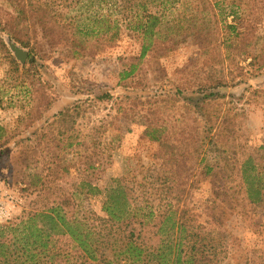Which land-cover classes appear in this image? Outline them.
Here are the masks:
<instances>
[{"label":"trees","instance_id":"16d2710c","mask_svg":"<svg viewBox=\"0 0 264 264\" xmlns=\"http://www.w3.org/2000/svg\"><path fill=\"white\" fill-rule=\"evenodd\" d=\"M259 3L260 0H0V61L8 67L9 90L25 99L35 96L42 85L36 68L47 54L63 52L70 58L95 55L114 45L124 33L139 43V52L120 71V80L134 76L138 64L156 48L168 53L183 42L195 46L199 52L196 59L208 55L223 63L243 54L242 43L254 34L248 27L249 15L259 13ZM220 30L221 44L217 39ZM12 43L29 49L28 65H20L13 57L8 46ZM261 43L258 58L253 55L250 60L257 61V67L264 70V35ZM223 71L214 70L212 79L198 87L199 95L180 90L187 115L184 122L189 119L190 123L173 129L158 120L146 123L143 138L155 142L157 150L146 164L137 158L126 175L111 177L103 187L92 179L104 169L102 158L110 157L112 142L119 138L114 120L109 123L115 115L92 127L91 137L106 131L111 138L90 141L91 151L85 143L87 136L80 139L79 130L66 124L75 120L71 108L46 121L48 130L38 136H48V145L41 150L45 166L40 168L47 173L35 172L40 159L32 153L37 143L29 135L21 139L16 172L24 180L31 175L29 184L37 192L34 202L40 206L0 224V264L223 262L227 258L223 240L226 233L218 212L224 207L242 216L246 207L264 211V141L256 155L248 154L243 133L234 125L237 118L241 123L243 114L234 111V106L223 109L222 115L216 113L219 105H227L219 91V87L227 85L223 77H218ZM1 92L0 89V103ZM252 95L262 98L264 117V90L256 89ZM111 97L107 92L96 96L100 100ZM31 118L32 110H27L16 118V124ZM100 143L106 146L97 150L96 144ZM74 166L85 175L69 189L61 180ZM206 181L211 187L209 201L200 205L198 212L188 203L189 192L196 182ZM96 196L99 212L82 204V199ZM201 212L206 215L203 220L199 219Z\"/></svg>","mask_w":264,"mask_h":264},{"label":"rangeland","instance_id":"374dc122","mask_svg":"<svg viewBox=\"0 0 264 264\" xmlns=\"http://www.w3.org/2000/svg\"><path fill=\"white\" fill-rule=\"evenodd\" d=\"M226 21L229 22L230 18ZM249 21L248 27L254 34L242 43L241 56H232V60L225 59L223 63H217L208 55L196 59L199 52H196L195 46L191 42H183L168 53L156 48L138 64L135 75L125 80L119 79V73L127 66L131 56L139 52V43L125 33L114 45L95 55L70 58L64 57L63 52H50L37 65V77L42 85L38 93L29 99L15 94L13 89L9 90L8 67L0 61V89L3 95V102L0 103V224L40 206L34 202L37 192L29 184L31 175L26 180L17 175L19 167L15 161L19 155L18 146L22 143L20 140L29 135L37 143L32 155L40 159L38 168H32L31 171L35 169V172L47 173L45 168L42 171L40 168L45 166L42 164L41 150L48 145V136L38 135L48 130L46 121H51L54 115L67 108H71L75 120L73 124H66L79 130L80 139L87 136L85 143L90 145L88 151L93 150L90 141L111 138L106 135V131L102 136L95 134L91 137L89 132L92 127L99 126L101 120L115 115V119L109 123L114 120L113 127L119 129V138L112 142L110 157L104 155L102 158L104 169L96 172L92 179L103 187L111 177L126 175L137 158L146 164L157 150L155 142L143 138L146 123L158 120L170 129L190 123L189 119L184 122L187 115L182 106L180 90L184 94L192 92V95H199L200 84L208 83L214 76V70L223 69L218 77H223L227 85L219 87V91L227 105H219L220 110L216 113L222 115L223 109L234 106V111L243 114L241 123L237 118L234 125L239 126L243 133L241 138L246 145V152L256 155L258 146L264 141V117L262 98L253 97L252 92L264 90V70L259 69L257 61H251L250 58L253 55L258 58L263 48L264 0H260L259 13L249 15ZM222 34L223 30H220L217 36L220 44ZM3 38L6 40V36ZM219 43L215 42L217 45ZM15 45L29 53L28 48ZM43 49L47 52L46 46ZM11 53L20 65L29 64L28 53L23 63L14 56L12 50ZM206 57L205 62L203 59ZM102 92L112 97L108 100L97 99L96 96ZM27 110H32V118L16 124V118ZM194 117L197 118L196 115ZM105 146L104 143L96 144V149L101 150ZM67 155L72 158L71 153ZM74 161L75 158L69 162L70 165ZM84 175L82 170L78 171L74 166L61 181L65 187L72 189L74 183ZM209 189L210 184L206 181L196 182L190 190L188 203L195 206L196 211L199 212L200 205L208 203ZM82 204L99 212L97 196L82 199ZM245 211L244 216L228 207L218 212L222 214L220 221L225 227L226 236L223 240L227 246V258L220 264H264V211L250 207H246ZM201 214L199 219H205L204 212Z\"/></svg>","mask_w":264,"mask_h":264},{"label":"water","instance_id":"95a60500","mask_svg":"<svg viewBox=\"0 0 264 264\" xmlns=\"http://www.w3.org/2000/svg\"><path fill=\"white\" fill-rule=\"evenodd\" d=\"M10 49L13 51L14 56L21 62L23 63L25 61V58L27 56V51L18 47L15 44L10 45Z\"/></svg>","mask_w":264,"mask_h":264}]
</instances>
